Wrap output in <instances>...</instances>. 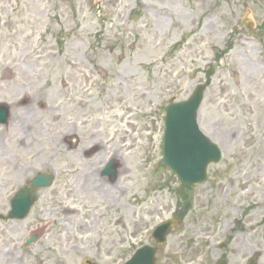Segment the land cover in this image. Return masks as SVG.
<instances>
[{
    "label": "rangeland",
    "instance_id": "obj_1",
    "mask_svg": "<svg viewBox=\"0 0 264 264\" xmlns=\"http://www.w3.org/2000/svg\"><path fill=\"white\" fill-rule=\"evenodd\" d=\"M248 9L253 29L241 25ZM199 84L197 120L222 158L185 189L191 209L157 264H248L256 255L264 264V0H0V104L10 109L0 169L14 180L55 176L24 231L18 225L19 241L42 231L28 264L38 253L47 264L64 239L89 240L91 260L101 240L102 264L152 244L185 202L162 165L165 106ZM110 158L120 162L115 181L99 172ZM70 261L81 264L80 253Z\"/></svg>",
    "mask_w": 264,
    "mask_h": 264
},
{
    "label": "water",
    "instance_id": "obj_2",
    "mask_svg": "<svg viewBox=\"0 0 264 264\" xmlns=\"http://www.w3.org/2000/svg\"><path fill=\"white\" fill-rule=\"evenodd\" d=\"M247 18V19H246ZM245 20L249 26L253 25L251 14L248 13ZM205 86L200 85L192 98L185 103L175 104L168 108L166 118V132L164 139V155L166 162L179 175L181 180L189 185L199 184L206 178V168L210 162H217L221 158V152L217 146L209 141L197 124L196 109L200 104ZM9 116L7 107L0 109V123L6 122ZM117 163L111 161L106 168L105 174L112 179L116 177ZM51 177L48 179L50 180ZM48 180L39 177L33 181V187L47 184ZM36 194L33 190H22L13 199L12 216L23 217L29 211ZM175 223L168 222L155 231V237L161 242L171 226ZM34 238L30 239L32 242ZM155 250L143 247L126 264H154ZM250 264H256V256Z\"/></svg>",
    "mask_w": 264,
    "mask_h": 264
},
{
    "label": "flooded vegetation",
    "instance_id": "obj_3",
    "mask_svg": "<svg viewBox=\"0 0 264 264\" xmlns=\"http://www.w3.org/2000/svg\"><path fill=\"white\" fill-rule=\"evenodd\" d=\"M72 145V144H70ZM75 149V148H73ZM93 155L97 153L99 148L97 146L90 149ZM86 156L89 154L86 150L84 153ZM106 160L104 164L100 166L98 164L100 176L106 179H110L108 176L102 175V170L106 164ZM70 173V174H69ZM68 173V176H71L75 173L74 170H71ZM62 177V175L59 173ZM68 181V180H67ZM30 182V183H29ZM65 187L71 193L73 191V184L71 182H64ZM31 186V179L24 177L22 180H14L10 174L6 173V170L3 168L0 169V264H28L27 260V245H28V235L25 237L24 240L19 241L20 235L22 236L23 233L20 229H18V225L24 231L23 221L26 219H13L10 216V212L12 209V199L15 194L21 188H28ZM45 188L38 189V199L36 204L39 202L41 197L42 190ZM88 206V205H86ZM90 210V207L87 209ZM35 232V242L39 243L42 247L41 237L42 231L36 227L32 230ZM31 232L29 236L33 233ZM18 236V237H17ZM12 237H17L16 241L11 240ZM33 243V244H34ZM96 249L94 250V259H89L90 253L92 252V243L87 239L75 238V239H64L63 241H59L55 246L52 247V256L51 259H47V264H72L70 263V259L72 257H76L78 253L81 255V264H102L97 261L102 260L103 258L107 257L106 254V246L103 244L101 240L95 244ZM122 253V250H119ZM39 255L36 257L35 264H45L42 259V253H38ZM53 257V259H52ZM170 264H176L172 262L173 257H167ZM117 260V259H116Z\"/></svg>",
    "mask_w": 264,
    "mask_h": 264
}]
</instances>
